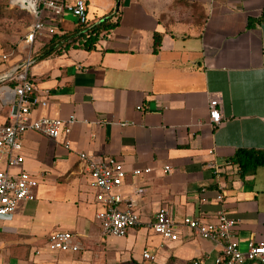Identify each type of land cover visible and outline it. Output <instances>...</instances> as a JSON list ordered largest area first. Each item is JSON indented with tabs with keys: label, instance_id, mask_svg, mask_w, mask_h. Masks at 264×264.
<instances>
[{
	"label": "crops",
	"instance_id": "crops-1",
	"mask_svg": "<svg viewBox=\"0 0 264 264\" xmlns=\"http://www.w3.org/2000/svg\"><path fill=\"white\" fill-rule=\"evenodd\" d=\"M85 1L90 24L105 18L117 23L95 50L71 49L37 60L44 46L33 61L0 75L3 108L6 89L22 73L35 85V95L49 100L34 110L33 119L74 121L69 150L63 136L24 135V163L13 173L33 174L39 186L34 202L0 218V264H215L221 244L186 230L176 241L153 233L162 207L177 222H212L226 213L237 220L243 252L250 242H264V169L242 175L232 162L239 150L264 151V23L248 28L250 19L262 16L264 0ZM44 21L57 34L78 28L70 13H45ZM50 38L32 46L25 42L24 48ZM211 100L221 102L218 128L210 122ZM9 116L10 107L0 126ZM81 153L115 159L129 173L151 170L149 176L129 174L113 191L123 199L119 207L131 205L141 219L126 237L102 236L96 215L103 207L89 187ZM211 162L216 169L207 167ZM220 191L223 203L217 200ZM56 232L72 233L80 250L52 253L47 242ZM144 253L156 261L144 260Z\"/></svg>",
	"mask_w": 264,
	"mask_h": 264
},
{
	"label": "built area",
	"instance_id": "built-area-1",
	"mask_svg": "<svg viewBox=\"0 0 264 264\" xmlns=\"http://www.w3.org/2000/svg\"><path fill=\"white\" fill-rule=\"evenodd\" d=\"M15 5L27 10L35 19L34 24L26 35L25 42L34 45L40 38L46 35L52 37L57 31L47 25L44 14L63 16L70 13L78 26H88L89 18L85 0H75L72 5L67 0H11ZM6 60V57H4ZM16 86L6 89L3 104L10 107L8 122L0 126V218L13 215L19 207L26 202H34L35 191L39 186L37 176L24 170L13 173L24 163L23 138L28 131L37 132L43 136L56 140L61 136L65 138V148L70 149L69 125L74 121L65 123L60 119L49 117L32 118L37 108H46L49 100L35 95V85L28 81L26 74L15 77ZM210 122L213 128L222 125L221 102L211 100ZM210 154H213L210 152ZM79 160L85 166L89 179V187L95 191V200L102 205L103 210L96 215L103 237L124 238L130 229L141 224L140 216L128 205L121 209L123 202L120 195L113 191L124 185L129 174L133 177L141 175L149 176L150 169H135L130 173L124 165L115 159L96 158L92 155L81 153ZM216 169L214 162L207 166ZM171 167H165L164 173L171 174ZM222 188V187H221ZM142 194L143 190H138ZM221 203L225 200L223 191L217 195ZM237 220L224 212L218 214L215 221L208 222L204 218L185 217L180 222L175 221L173 214L162 207L155 216L152 231L165 241H176L180 238L179 232L186 230L192 235L208 241H214L222 245V254L215 264H264V242H250L245 252L239 248L235 227ZM52 253H77L80 249L74 243V235L70 232H56L47 242ZM143 258L149 262H155L156 257L144 253Z\"/></svg>",
	"mask_w": 264,
	"mask_h": 264
},
{
	"label": "trees",
	"instance_id": "trees-1",
	"mask_svg": "<svg viewBox=\"0 0 264 264\" xmlns=\"http://www.w3.org/2000/svg\"><path fill=\"white\" fill-rule=\"evenodd\" d=\"M264 23V12L258 20L250 19L248 28L252 29ZM117 27V23L112 22V18L97 24L88 26H78L72 32L56 34L52 36L50 42L41 50L37 60L47 59L54 55H60L71 49H81L87 52L95 50L100 39ZM160 47V39L155 38L154 52ZM232 162L236 164L242 175L254 174L257 169H264V151L239 150L235 154Z\"/></svg>",
	"mask_w": 264,
	"mask_h": 264
},
{
	"label": "rangeland",
	"instance_id": "rangeland-1",
	"mask_svg": "<svg viewBox=\"0 0 264 264\" xmlns=\"http://www.w3.org/2000/svg\"><path fill=\"white\" fill-rule=\"evenodd\" d=\"M34 22V17L27 10L15 5L11 0H0V75L14 65L22 66L23 63L33 61L37 51L50 42L51 38L43 40V46L24 48L26 35ZM4 57L8 62L1 64V60L6 61ZM5 67L6 70L3 71ZM8 111L9 107L3 108L0 105L1 123ZM120 264H137V262L132 260Z\"/></svg>",
	"mask_w": 264,
	"mask_h": 264
},
{
	"label": "water",
	"instance_id": "water-1",
	"mask_svg": "<svg viewBox=\"0 0 264 264\" xmlns=\"http://www.w3.org/2000/svg\"><path fill=\"white\" fill-rule=\"evenodd\" d=\"M106 20H107V18H105V19L101 20L100 22H104V21H106Z\"/></svg>",
	"mask_w": 264,
	"mask_h": 264
}]
</instances>
